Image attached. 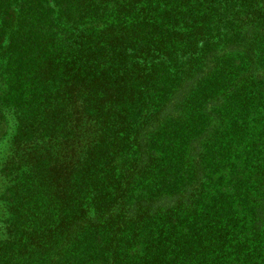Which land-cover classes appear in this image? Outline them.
<instances>
[{
    "label": "trees",
    "instance_id": "obj_1",
    "mask_svg": "<svg viewBox=\"0 0 264 264\" xmlns=\"http://www.w3.org/2000/svg\"><path fill=\"white\" fill-rule=\"evenodd\" d=\"M0 71V264H264V0H0Z\"/></svg>",
    "mask_w": 264,
    "mask_h": 264
},
{
    "label": "rangeland",
    "instance_id": "obj_2",
    "mask_svg": "<svg viewBox=\"0 0 264 264\" xmlns=\"http://www.w3.org/2000/svg\"><path fill=\"white\" fill-rule=\"evenodd\" d=\"M6 90L4 77L0 71V100ZM0 112L2 118L0 119V167L3 164L6 157L9 155L11 148L12 138L15 136L17 129V118L11 111L4 110L0 105ZM15 181V180H14ZM12 181V182H14ZM10 185L13 183H9ZM7 184L0 180V238H2L3 233H5V226L7 225L10 215L7 210V204L2 202L1 194Z\"/></svg>",
    "mask_w": 264,
    "mask_h": 264
}]
</instances>
